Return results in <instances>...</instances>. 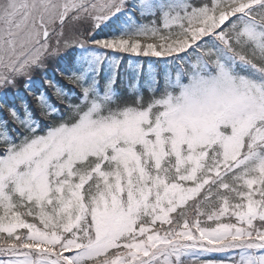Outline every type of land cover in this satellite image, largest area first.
Returning a JSON list of instances; mask_svg holds the SVG:
<instances>
[{
  "label": "snow or ice",
  "instance_id": "1",
  "mask_svg": "<svg viewBox=\"0 0 264 264\" xmlns=\"http://www.w3.org/2000/svg\"><path fill=\"white\" fill-rule=\"evenodd\" d=\"M0 264H264V0H0Z\"/></svg>",
  "mask_w": 264,
  "mask_h": 264
},
{
  "label": "trees",
  "instance_id": "2",
  "mask_svg": "<svg viewBox=\"0 0 264 264\" xmlns=\"http://www.w3.org/2000/svg\"><path fill=\"white\" fill-rule=\"evenodd\" d=\"M146 70H147V69H146ZM123 86H124V85H120V84H118V85H117V88L120 89V88L123 87ZM145 94L147 95V93H145Z\"/></svg>",
  "mask_w": 264,
  "mask_h": 264
}]
</instances>
